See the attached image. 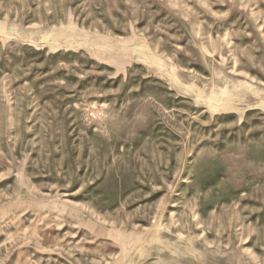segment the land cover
I'll use <instances>...</instances> for the list:
<instances>
[{
	"label": "rangeland",
	"instance_id": "374dc122",
	"mask_svg": "<svg viewBox=\"0 0 264 264\" xmlns=\"http://www.w3.org/2000/svg\"><path fill=\"white\" fill-rule=\"evenodd\" d=\"M0 264H264V0H0Z\"/></svg>",
	"mask_w": 264,
	"mask_h": 264
}]
</instances>
